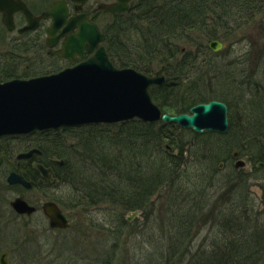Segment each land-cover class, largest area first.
Here are the masks:
<instances>
[{
    "label": "trees",
    "instance_id": "obj_1",
    "mask_svg": "<svg viewBox=\"0 0 264 264\" xmlns=\"http://www.w3.org/2000/svg\"><path fill=\"white\" fill-rule=\"evenodd\" d=\"M263 13L264 0H136L130 12L120 15L118 25L112 23L106 33L112 62L147 75H152L157 66H165L167 81L151 90L154 102L172 115H179L198 104L220 100L228 105L229 130L226 134H197L177 124L131 120L116 124L120 126L117 135L103 131L114 125L46 133L55 137L56 156L65 161L62 167L56 165L57 178L63 186L72 187V198L62 196L55 200L73 212L80 209L82 214L90 215L94 209L104 206L134 212L146 211L147 203L160 192L167 190L176 197L178 191L185 199L183 204L173 202L178 214L188 211L194 214L197 206L201 207L195 195L200 191L189 184L179 185L180 180L190 179L193 173L186 169L187 147L194 148L192 156L197 162L201 163L197 159L199 155L209 160L207 167L199 165V179L221 169L219 161L225 154L233 158L234 152L242 155L243 146H262V152L254 161L263 164V171L254 176L239 172L237 179L232 178L235 181L231 183L229 213H232L219 221L223 227L220 232L223 230L227 235L228 244L224 247L217 244L212 252L202 256L197 254L191 264H264V204H261L262 210H258L249 184L252 178L264 182V73L248 72L244 85L230 70L237 69L239 62H228L226 67L220 65L222 54L212 52L208 46L211 40L226 43L242 27L253 25ZM193 34L199 35L192 41L198 52L187 51L184 58H178L179 51H184L180 45ZM117 56L122 59L115 62ZM206 79L217 83L223 89L221 94L202 92L200 89L205 86L201 81ZM189 81L193 82L186 88ZM243 86H248L249 96ZM170 97L173 100L169 102ZM85 129L92 130L89 139L94 140L93 143L86 144L87 138L76 143L65 142V133ZM173 129L187 130L196 143L170 135ZM162 147L169 150L166 151L168 158L162 156L165 151H159ZM43 150L46 153V149ZM161 157H166L167 162L162 159V163ZM145 168L150 171L146 176L143 175ZM261 188L264 189V185ZM126 222L120 219V223ZM177 253L174 252L176 256Z\"/></svg>",
    "mask_w": 264,
    "mask_h": 264
},
{
    "label": "rangeland",
    "instance_id": "obj_2",
    "mask_svg": "<svg viewBox=\"0 0 264 264\" xmlns=\"http://www.w3.org/2000/svg\"><path fill=\"white\" fill-rule=\"evenodd\" d=\"M112 21V19L106 18L102 21L103 32L109 33V26L112 24ZM116 23L118 25V22ZM115 28H118V26ZM116 36L117 32L114 37ZM197 36L199 35L193 34L187 41H184V43L180 45L181 49L184 51H179L178 58H184L187 51L191 53L198 52V49L194 47L195 44L192 42ZM33 37L32 34H29V36L20 39L18 43H16L17 37L5 30L0 23V60L2 58L10 59L13 54L9 56V53L15 51V56H22L26 59H24L22 63H19V66H28L31 68L33 65L32 63H41L40 61H36L35 56L39 57L41 55L42 57L43 53L42 50H40L42 44L38 43L36 38L33 40ZM203 41L207 43L206 38H203ZM225 42V47L219 53L222 54L219 60L220 65L222 64V66L226 67L228 62L233 63L238 61V68L234 70L230 68V70L237 75L239 82L241 81L246 85L245 74H248V72H254L255 75L264 73V13L258 16L253 25L250 24L242 27L239 32H236ZM105 45L106 48H108L109 43L106 42ZM36 51L40 53L36 55ZM120 58L117 56L114 58V61H120L122 59ZM114 65L118 68H122L119 66V62ZM159 70L160 68L157 66L153 74ZM193 77L195 78V76ZM261 77L263 78V75H261ZM192 82L193 81L187 82L186 88L188 85L192 84ZM201 83L205 86L203 90L200 89L204 93L211 91L221 94L223 91L217 83H211L210 80H202ZM244 87L245 86H243V88ZM247 88L248 86L245 87L246 94L249 96L250 93ZM231 91L233 92L232 89ZM233 95L234 94H232V96ZM171 100H173L172 97L168 98L169 102ZM162 111L163 113L165 112L172 115L163 109ZM119 127V125H114L104 128L105 130H101L116 134L119 132ZM101 130L95 131L100 132ZM173 130V133L172 130L169 131V133L177 139H186L196 143V140L192 138L187 130ZM91 133L92 130L90 129H85L83 132L79 133L67 132L65 133L66 139L64 137V140L66 143H76L78 140L87 138L88 142L86 144H89V142L93 143L94 140L89 139L91 138ZM54 138V136L49 135H45L44 138L40 136L34 143V146L36 145L35 148H39L37 150L44 155L39 154L40 156L38 157H42V159L48 161L52 156L54 157L55 165L62 167L65 161L56 156ZM32 141L33 140L28 142L29 144H25L23 141L14 140L10 141L8 144L2 145V148L7 150H5V156L4 154H0V159L19 157L20 154L33 148L31 145ZM43 149H46V153ZM186 150L187 152L184 154L186 157V169L188 168L189 172L193 173L190 174V179L185 178L180 180L179 185H184L185 187L186 184H189L192 187H196L194 189L195 191H200L195 193L198 197L197 201L201 205V207L197 206L198 211L196 213L191 214L188 211L187 213L178 214V210L174 208L173 202L178 201L183 204L185 199L179 195L178 191V196L174 197L169 191L167 192V190L156 194L155 197L147 203V210L140 211V214L134 217L130 222L127 221V224L120 223V219L122 222H124V220L126 221V218L131 216L133 212H123L119 208L104 206V208L100 210L94 209L90 215L88 213L82 214L81 211H78L80 209L75 210L73 213H70L71 210L69 211L66 209V212L70 214L71 228L69 231L58 233L55 236L57 255L64 256H62L61 260L70 262V264H191L197 254L202 256L205 252H212L217 244L223 247L228 244L229 241L226 240L227 235L224 234L223 230L220 232V229H223V227L219 221L224 218L226 219L228 217L227 215L232 213H229L232 208L230 200L231 183H235L233 179L239 177V172L254 176L258 172L260 173L263 171L260 165L254 161L262 152V146L242 147V155L239 156V158L246 162L247 165L245 169H240L238 171L234 166L235 159L225 154V157L219 161L222 164L219 166L221 169H218L216 173L212 171L209 176H206L207 178H204L202 175L199 179L197 177V174L201 173L198 168L199 165L202 163L203 167H207L209 160L207 156L201 157V155H199L197 156V159L201 161V163H199L195 156H192L194 148L187 147ZM159 151H165L162 156H168L166 151L169 150L165 147L160 148ZM7 153L8 155L6 157ZM166 157H161V161L163 159V161L167 162L168 157ZM156 160L160 161V159ZM156 160L155 162H157ZM13 168L14 167L11 166V170H13ZM149 172V168H145L143 175L146 176ZM249 184L251 197L254 198V203L257 204V207H259L258 210L261 211V204H264V189L261 187L264 185V182L262 179L252 178ZM70 188L72 189V187L63 186L59 182V179H57L54 188V199H56V197L61 198L62 196L66 199L69 198V196L72 198ZM190 211L192 212V210ZM234 211L238 212L239 210L234 209ZM175 247L177 249L174 252H178L177 256L173 252ZM58 250L60 251L58 252ZM61 250H64V254H61ZM87 256L94 259H86L85 261ZM95 258L98 259V263L94 262ZM87 261L89 263H87Z\"/></svg>",
    "mask_w": 264,
    "mask_h": 264
},
{
    "label": "water",
    "instance_id": "obj_3",
    "mask_svg": "<svg viewBox=\"0 0 264 264\" xmlns=\"http://www.w3.org/2000/svg\"><path fill=\"white\" fill-rule=\"evenodd\" d=\"M84 1V0H74ZM131 0H119L112 6H104L108 13L125 12ZM9 0H0V11L6 14L4 23L12 29L13 14L22 11L26 14L30 25L26 30L34 29L38 21L24 3L8 6ZM63 9V18L60 11ZM67 16L61 4L54 5L43 17L52 18L54 23L49 29V40H56L61 35L68 37L65 43L67 53L82 52L85 44H89L90 52L94 51L105 36L89 22L71 20L62 31L59 26ZM78 27V32L73 29ZM215 53L223 49L220 41L209 44ZM165 68L155 76H147L135 69H119L113 65L106 49L98 47L94 55L76 67L65 69L57 74L30 80H13L0 83V139L8 136L28 135L35 131L59 130L64 127H79L91 124H115L138 119L148 123L159 121L178 124L202 134L212 131L224 134L229 129L228 107L225 103L211 101L193 107L189 113L169 115L153 101L150 89L154 85H162ZM34 151L23 154L19 158H29ZM238 157V153L234 154ZM246 163L238 160L236 168H244ZM46 178H50L51 170L36 165ZM11 184L21 183L30 186L20 175L12 173ZM15 207L24 213H31L29 207L20 199ZM44 210L51 220L53 228L65 229L70 225L67 217L57 204L48 202ZM138 212L128 217L131 221Z\"/></svg>",
    "mask_w": 264,
    "mask_h": 264
},
{
    "label": "flooded vegetation",
    "instance_id": "obj_4",
    "mask_svg": "<svg viewBox=\"0 0 264 264\" xmlns=\"http://www.w3.org/2000/svg\"><path fill=\"white\" fill-rule=\"evenodd\" d=\"M1 1L5 2V0ZM19 1L23 2L34 18L38 20L35 29L28 32L21 31L30 25L27 16L21 11H16L13 14L12 29H9L4 24L6 14L1 11L0 23L5 30L17 37L16 43L20 39L32 34L34 36L33 40L36 38V41L42 44L40 48L43 53L42 57L41 55L39 57L35 56L36 61H40L41 63H32L31 68L19 66V63H22L25 57L15 56V51H12V53L8 52L9 56L10 54H13V56L10 59L2 58L0 60V82L13 79L29 80L55 74L64 69L75 67L92 56L93 53L89 52L88 44L84 45L82 55L76 52L67 53L65 51V43L68 39L66 35H61L56 40H49L48 31L52 27L54 20L46 19L43 15L51 11L54 5L60 3L61 7L66 8L67 16L59 26L60 32L70 24L72 19H76L77 22L79 20V22L89 21L94 23L100 32L105 34L103 32L102 21L105 18L112 19V23L115 24L118 17L125 14H110L103 9L104 6L119 3V0H84L76 2L74 0H9L7 5L17 6ZM133 2L134 0L129 3L130 9ZM60 13V18H63V9ZM73 32H78V27H75ZM39 53V51H36V55ZM40 136L44 138L45 135L36 132L28 136L0 140V154H4V156L7 149H3L2 145L14 140L23 141L25 144L33 140L31 144L33 148L28 149L23 154L34 151L29 158L13 157L0 159V264H70V262L61 260L63 255H57L55 236L58 233L70 230L71 218L66 209L54 199V188L58 179L54 157L51 156L48 161H45L42 157H38L43 155V153L37 150L39 148H35L36 145L34 146V143ZM7 155L8 153L6 157ZM37 164H41L46 169L51 170L50 178L42 175L41 171L36 168ZM11 166L14 167L13 170H11ZM12 173L23 177L30 186L21 183L11 184L9 177ZM18 199L29 207L34 208V211L31 213L19 211L15 207V202ZM48 202L57 204L70 222L68 228L58 229L51 226V220L44 210V206ZM71 212L73 213V211ZM61 254H64V250H61ZM86 259L93 260L94 258L87 256L85 261ZM97 260L95 258L94 262L98 263ZM87 263L89 262L87 261Z\"/></svg>",
    "mask_w": 264,
    "mask_h": 264
},
{
    "label": "bare ground",
    "instance_id": "obj_5",
    "mask_svg": "<svg viewBox=\"0 0 264 264\" xmlns=\"http://www.w3.org/2000/svg\"><path fill=\"white\" fill-rule=\"evenodd\" d=\"M258 99L260 100V98H258ZM258 99H257V100H258ZM226 105H227V104H226ZM227 107H228V105H227ZM229 125H230V123H229ZM205 132H212V131H205Z\"/></svg>",
    "mask_w": 264,
    "mask_h": 264
}]
</instances>
